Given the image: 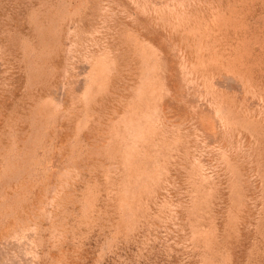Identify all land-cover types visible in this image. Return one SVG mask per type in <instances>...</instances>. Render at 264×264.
<instances>
[{
	"label": "rangeland",
	"instance_id": "obj_1",
	"mask_svg": "<svg viewBox=\"0 0 264 264\" xmlns=\"http://www.w3.org/2000/svg\"><path fill=\"white\" fill-rule=\"evenodd\" d=\"M0 264H264V0H0Z\"/></svg>",
	"mask_w": 264,
	"mask_h": 264
}]
</instances>
